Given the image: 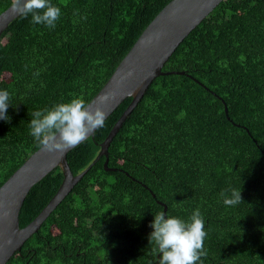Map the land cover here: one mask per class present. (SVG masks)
<instances>
[{
	"label": "trees",
	"instance_id": "1",
	"mask_svg": "<svg viewBox=\"0 0 264 264\" xmlns=\"http://www.w3.org/2000/svg\"><path fill=\"white\" fill-rule=\"evenodd\" d=\"M171 1L50 0L61 9L54 29L31 16L9 25L0 39V90L12 97L10 120H0V187L41 147L31 114L78 97L89 104ZM12 4L0 0V14ZM162 72L114 137L113 170L98 160L7 264H160L149 225L164 205L166 218L184 221L199 209L203 264H264V0H223ZM131 101L68 153L74 175ZM63 179L57 167L32 187L21 228ZM232 190L241 203L227 206Z\"/></svg>",
	"mask_w": 264,
	"mask_h": 264
},
{
	"label": "water",
	"instance_id": "2",
	"mask_svg": "<svg viewBox=\"0 0 264 264\" xmlns=\"http://www.w3.org/2000/svg\"><path fill=\"white\" fill-rule=\"evenodd\" d=\"M222 1L172 0L142 32L110 79L89 103L93 109L100 107L107 114V119L126 99L132 98L130 105L100 145V153L87 170L79 175H74L71 171L67 156L76 146L54 153L46 152L41 146L0 187V264H7L11 257L21 250L24 243L39 231L46 219L98 160L105 157V169L113 170L108 166L109 147L123 123L153 80L164 75L162 68L180 43ZM17 17L19 16L13 11L12 5L0 14V39ZM104 97L107 99L101 102ZM225 111L227 112V108ZM95 132L96 130L89 137ZM57 167L64 174L59 190L41 213L27 226L21 228L19 215L28 193L36 183ZM166 211L167 206L164 205L165 215Z\"/></svg>",
	"mask_w": 264,
	"mask_h": 264
},
{
	"label": "clouds",
	"instance_id": "3",
	"mask_svg": "<svg viewBox=\"0 0 264 264\" xmlns=\"http://www.w3.org/2000/svg\"><path fill=\"white\" fill-rule=\"evenodd\" d=\"M12 9L19 17L31 16L34 25H44L49 29H54L61 17V9L50 0H13ZM39 74L36 72L34 76ZM11 99L7 90H0V120H10L6 113ZM106 99L102 98L101 102ZM31 115L30 134L49 153L83 143L95 130L103 127L107 116L100 107L93 109L82 97ZM224 203L227 206L241 203L240 191L232 190ZM149 227L153 229L150 242L155 243L161 254L160 264H203L202 257L207 255L204 248L207 232L199 209L193 212L189 221L172 216L166 218L165 213H157Z\"/></svg>",
	"mask_w": 264,
	"mask_h": 264
}]
</instances>
